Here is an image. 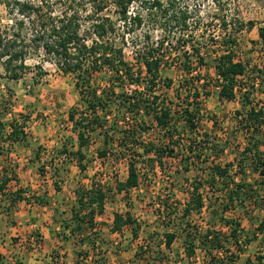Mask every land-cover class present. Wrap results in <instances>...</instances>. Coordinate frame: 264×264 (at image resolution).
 I'll list each match as a JSON object with an SVG mask.
<instances>
[{"label": "trees", "instance_id": "1", "mask_svg": "<svg viewBox=\"0 0 264 264\" xmlns=\"http://www.w3.org/2000/svg\"><path fill=\"white\" fill-rule=\"evenodd\" d=\"M45 1L7 0L13 18L7 25L0 26L3 76L10 80L20 79L31 69L27 61L32 56L39 59L33 65L37 74L45 73V63H52L63 74L73 76L85 109L77 117L73 109L68 112V119L73 123L72 130H76L78 146L81 148L89 144L95 133L103 138L102 142L108 148V151L106 148L101 150L99 156L103 157L109 150L119 147L120 151L113 160H126L127 174L123 181L117 183V192L127 195L131 188L139 184L136 168L139 163L152 169L157 165L163 171L170 159L182 161L184 170H188L194 162H208L205 169L201 167L206 177L191 181L187 198L182 203L174 202L176 207L179 205L182 208L178 215L180 217H177L179 220L174 222L180 234L177 229L164 231L163 240L158 246L169 251L175 239L180 237L189 264H236L251 242L246 234L249 231L242 227L239 218L222 217V226L227 228V233L212 228L202 233L199 226L187 217L201 213L205 199H211L208 193L201 191L205 188L221 193L220 197L214 195V200L222 206V215L234 211V205L236 209L245 204L258 208L261 206L259 198L264 203V99L252 103L247 92H242L240 97L237 95V91H240L238 78L245 73V63L236 58L233 46L237 42V33L245 24L231 23L233 27L229 29V15L222 14L218 26L223 32L219 44V48L223 49L217 53L213 64L218 98L226 101L240 98L241 104L248 106L244 111L236 110L234 118L242 126V134L248 137L249 144L239 151L236 159L221 164L218 157L223 148L218 149L209 135L199 129L202 98L209 95L208 87L212 81L207 79V72H203L206 62L199 47H188L182 39L197 32L202 19L198 17V20L189 22V13L176 6L177 3H184L182 0H65L63 7L59 8ZM134 3H138L135 10ZM149 15L154 18L151 28L157 27L161 31V37L156 41L151 40L149 30L142 35V40L135 36V32L145 24V16ZM258 36L264 41V26L258 28ZM172 39L184 48L182 58L177 63L181 70L178 86L185 91L184 105H179L180 111L173 109V102L164 95V90L173 83L171 77L162 75V70L168 66L167 58L172 50H176L166 49L168 42L165 40ZM127 46L133 49L132 61L127 58ZM186 48L191 50L189 54ZM193 56L195 58L191 59ZM102 74L106 75L105 78ZM128 86L131 89L127 92L125 88ZM9 126L6 140L12 143L25 138V121L12 118ZM0 127H3L1 123ZM184 135L188 137L184 139ZM129 147L140 150L131 155L127 153ZM2 153L0 150V155ZM78 153L80 160L77 166L80 172H84L86 164L81 161L84 155L80 151ZM184 160L187 162L184 163ZM245 161L257 176L256 185L245 180L237 181L230 175L229 170L235 167L237 172H243ZM14 179L18 182L16 177ZM7 181L8 177L1 180L0 191L11 196V203L22 199L29 201L20 186L9 193L4 191ZM54 188L60 190L55 182ZM111 190L112 187L95 181L93 177L89 178L85 189L76 188L75 203L70 207L71 215L60 222L63 228L61 237L67 240L70 235L79 238L82 244L86 240L83 231L90 228L92 234L89 238L92 241L89 245L99 253V247L93 241L99 234L96 231V217L103 213ZM32 200L45 202L34 194ZM208 207V210L212 208L210 205ZM164 210L168 212L167 207L161 209L158 217L161 218ZM245 210L243 214L246 213L247 218L249 209L245 207ZM112 222L111 231L126 226L130 228L133 238L137 237L141 227L128 211L124 214L114 213ZM255 229L251 236L260 237L263 249L260 247L253 257H245L240 264H264V217L258 221ZM198 250L202 254L200 261L197 260ZM136 254L138 250L135 252V256H138ZM87 255V251H78V256L84 260ZM105 259L104 256L100 260L93 258L91 263L79 260L77 264H106ZM183 260L184 257L174 263L180 264ZM167 263L166 259L158 257V264Z\"/></svg>", "mask_w": 264, "mask_h": 264}, {"label": "rangeland", "instance_id": "2", "mask_svg": "<svg viewBox=\"0 0 264 264\" xmlns=\"http://www.w3.org/2000/svg\"><path fill=\"white\" fill-rule=\"evenodd\" d=\"M31 1L41 3L39 0ZM63 1L65 0H46L44 3H51L55 8H59L63 7ZM182 1L184 3H177L176 6L189 13V22L198 20V17L202 19L198 31L190 34V36L186 35L182 39L187 42L188 47H192L190 45L199 47L206 62V65L202 68L203 72H207V79L212 81V85L208 87L209 95L202 98L200 112L202 118L199 129L209 135L213 140L212 143L218 149L223 148L218 160L221 164H224L238 157L240 155L239 151L249 145L247 142L248 137L242 134V126L234 118L236 110L244 111L245 107L248 106L244 107L240 98L236 101H226L218 98V88L214 82L215 69L213 67L215 56L223 49L219 48L223 32L218 26L222 14L229 15V29L233 27L231 23L238 24L242 22L245 24L243 29L237 33V42L233 46L236 58L245 63V73L238 78L240 91H237V95L240 97L241 93L245 91L248 93L250 102L259 103L263 101L264 41L258 36V28L264 26V0ZM6 2L7 0H0L1 27L10 23L13 18V15L9 13ZM137 6L138 3H134V10ZM112 16L114 17V15ZM153 20V16H145V24L141 30L135 32V36L137 35L142 40V35L149 30L152 41L159 39L161 37L160 29L157 27L151 28L150 26ZM250 23L252 24L250 25ZM165 42H168L166 45L168 48L166 49L172 50L175 48L176 50H172L169 58H167L168 66L162 70V75L173 79L171 87L164 90V95L173 102L171 107L180 111L179 105H184L185 91L178 86L181 70L177 63L182 58L184 48H181L175 42V39L165 40ZM187 50L189 54L191 50ZM126 54L127 58L132 61L134 55L132 47H126ZM194 58V56L191 57V59ZM38 61L39 59L36 56L29 58L27 63L31 69L18 80L5 78L0 64V123L3 126L0 127V150L3 152L0 155V182L6 177L9 178L4 191L9 193L17 188L15 185H18V182L14 179L16 177L24 189V195L29 196V201H33L32 195L35 193L41 195L47 190L52 193L54 182L58 186L63 185V189L65 186L66 191H70L74 183L77 182V178L80 181L79 187L85 189L89 183V178L93 177L95 181L112 187V190L108 193L103 213L100 216L97 215L96 231L99 234L93 238V241L99 247V253L95 251L96 249L91 251L93 255L97 253V259H103V255L106 254L102 246L105 247L107 244L110 246L111 244L112 251L116 255H121L117 258L118 264H158V257L166 259L167 264H176L174 263L175 260L184 257L183 262L180 264H189V260L184 255L181 247L182 239L180 237L175 239L169 251L162 248L163 246H160V248L158 243L163 240L164 231L177 229L178 235L180 234V230L174 222L179 220L177 217H180L178 215L181 214L182 208L179 205L176 207L174 202L180 201L182 203L187 198L191 181L193 182L197 178L203 180L206 177L202 168L205 169L208 162H194L190 164L188 170H184V165H181L182 161L170 159L163 171L157 165L152 169L148 165L139 163L136 166L139 184L131 188L127 195L124 192H117V183L123 181L127 174L126 160L120 159L117 162L113 160L117 151H120L119 147H116L117 150H109L103 157L99 156L101 150L106 148L108 151V148L103 144V138L96 136L95 133L92 134V142L90 140L89 144L81 148L78 146L76 130H72L73 123L68 119V112L73 109L75 117H77L85 109L75 88L73 76L63 74L52 63H45L43 65L45 73L37 74L33 65ZM102 75L105 78L106 75ZM130 89V86L125 88L127 92ZM12 118L25 121V138L11 143L5 137L10 131L9 124ZM94 137H96L95 142ZM187 137V135H184V139ZM131 148H127V153L131 155L137 149L140 150L139 148L131 150ZM78 151L84 155L81 160L82 163L86 164L84 172H80L77 166V161L80 160ZM63 155H66L67 159H63ZM186 162L184 160V163ZM247 162L245 161L243 172H237L235 167L229 170L230 175L236 178L237 181L245 180L251 185H256L257 176L248 168ZM3 169H6L7 172ZM63 180L66 184L63 183ZM217 184L221 185L222 183ZM201 191L204 194L208 193L207 195L211 196V199H205L201 213L187 218L193 224L198 225L202 233L208 228L221 229L224 233H227V228L222 226V217L223 219L225 217L239 218L242 227L249 231L246 234L250 236L251 242H249L243 254L240 255L236 264H240L247 256L253 257L260 247L263 249L260 237L252 238L251 236L256 230L258 221L264 217V203L261 198H259L261 206L258 208L245 204L243 207L236 209L237 206L234 205L232 206L235 209L234 211L222 215V206L218 204L219 201L214 200V197H220L221 193L209 188L201 189ZM70 192L72 195V190ZM208 205L212 207L210 210H208ZM7 206L8 200L6 197H0V212L6 211ZM166 207L168 212L164 210L161 212V218L158 217L161 209H166ZM245 207L249 209L247 211L250 218H246V213L243 214L246 211ZM127 211L141 224L137 237L132 238V232L128 227V229L123 228L124 233L110 235L108 229H111L114 213L124 214ZM16 217L18 216L13 214L8 219H13L15 222ZM185 221L187 220H183V222ZM52 229L54 228L52 227ZM62 229L60 226V235ZM29 230L28 228L15 230V228L8 229L0 226V256H2L0 264H29V256L33 257L35 253V251L33 253H30V251L35 248L37 240L36 236H32L33 234L29 236ZM91 234L92 230L90 228L83 231L82 235L86 237L85 246L82 247L83 243H80L77 252H82L91 244L92 239L89 238ZM69 239L74 244L79 242V238L70 235ZM57 240L54 238V242ZM61 240L64 239L61 237ZM103 242L104 244H102ZM45 247L55 257L59 258L61 255L66 254L62 245L60 246L57 242L53 248L51 247V250L50 246L46 245ZM137 250L138 254L136 255L138 256H135L133 252ZM178 250L179 252H177ZM197 256V260L200 261L202 257L200 250L197 251Z\"/></svg>", "mask_w": 264, "mask_h": 264}, {"label": "crops", "instance_id": "3", "mask_svg": "<svg viewBox=\"0 0 264 264\" xmlns=\"http://www.w3.org/2000/svg\"><path fill=\"white\" fill-rule=\"evenodd\" d=\"M76 180L77 182L74 183L73 188L71 189L72 195L70 192L71 190L66 191L65 186L63 189V185H60V190H56L54 188V191L52 193L50 192V190H47V192L44 191V193L39 195V197L43 198V200L45 201L44 203H36L31 200L26 201L25 199L11 203V196H7L5 193H2L3 195H0V197H6V199L8 200V206L5 208L6 211L0 212V226L8 229L15 228V230L28 228V230L30 229L29 236L30 234H33L32 236H36L37 238L34 246L35 248L31 249L30 251V253H33V251H35V253L33 254V257L29 256V264H77L80 259L82 260V256H78L77 252V248L80 242L74 244V242L72 243L69 238L67 240H61L60 235L61 221L59 219H69L71 215L70 207H72V205L75 203V189L78 188L80 184L78 178ZM63 183L66 184L64 180ZM15 186L21 187L20 181H18V185L16 184ZM34 195H38V193H35ZM26 197L29 198V196ZM12 213L18 216L14 219L15 222L13 221V219H8L10 215L13 216ZM58 216H60V218H58ZM52 227L56 231L52 229ZM123 228L128 229L127 227H121L116 231H111V229H108V231L110 235L121 234L124 233ZM66 232H68V230ZM26 238H28V236H26ZM54 238L58 239L56 242L60 246L62 245L66 252V254L61 255L59 258L53 256L51 254V251H47V248L45 247L46 245H48L50 246L51 250V247L53 248L54 245H56V242H54ZM84 243L82 247L85 246ZM102 244H104V242ZM70 246H72V248H70ZM103 246L102 249L104 250V252L106 251V254L103 255L106 258V264H118L119 261L117 258L121 255H116L112 251L111 244L110 246L108 244L105 245V247ZM83 251H87L88 255L86 259H83L82 261L91 263L92 259L97 257L96 254L93 255V253H91V251H93L91 245H89L86 249H83ZM133 254H135V251L133 252Z\"/></svg>", "mask_w": 264, "mask_h": 264}, {"label": "built area", "instance_id": "4", "mask_svg": "<svg viewBox=\"0 0 264 264\" xmlns=\"http://www.w3.org/2000/svg\"><path fill=\"white\" fill-rule=\"evenodd\" d=\"M62 158H63V159H67V158H66V155H63V157H62Z\"/></svg>", "mask_w": 264, "mask_h": 264}]
</instances>
